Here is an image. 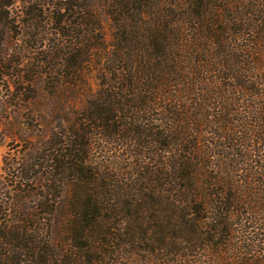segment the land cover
<instances>
[{"label":"trees","instance_id":"1","mask_svg":"<svg viewBox=\"0 0 264 264\" xmlns=\"http://www.w3.org/2000/svg\"><path fill=\"white\" fill-rule=\"evenodd\" d=\"M92 76L0 202V264H264V0H0L12 99Z\"/></svg>","mask_w":264,"mask_h":264},{"label":"rangeland","instance_id":"2","mask_svg":"<svg viewBox=\"0 0 264 264\" xmlns=\"http://www.w3.org/2000/svg\"><path fill=\"white\" fill-rule=\"evenodd\" d=\"M47 80L42 77L37 81L34 86L36 97L27 100L29 103L12 99L5 84L0 82V202L9 200L11 180L15 175H18L16 179L23 178L20 179L23 182L24 165L35 164L31 175L42 170L40 158L52 133L69 130L74 122L79 124L80 114L92 98L88 92L95 95L99 88L94 76L88 77L86 84H78L80 95L74 97L69 92L72 83L63 79L58 92L53 93L45 86ZM9 90L14 95L13 85L9 86ZM105 146L100 140L93 143V159L97 164H101ZM61 203L59 207L66 210L67 202Z\"/></svg>","mask_w":264,"mask_h":264}]
</instances>
